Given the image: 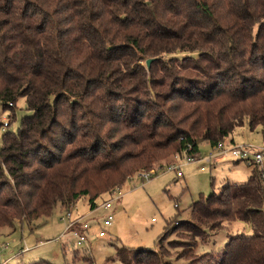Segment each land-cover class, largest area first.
I'll use <instances>...</instances> for the list:
<instances>
[{"label":"trees","instance_id":"16d2710c","mask_svg":"<svg viewBox=\"0 0 264 264\" xmlns=\"http://www.w3.org/2000/svg\"><path fill=\"white\" fill-rule=\"evenodd\" d=\"M130 92L159 101L124 107ZM20 98L33 114L17 131L0 125V229L33 232L59 204L86 197L94 211L133 174L185 152L199 160L201 142L215 149L246 123L264 138V0H0V110ZM108 124L118 142L102 150ZM261 164L201 195L187 222L196 238L235 222L253 234L189 264H264ZM112 261L162 263L125 246Z\"/></svg>","mask_w":264,"mask_h":264},{"label":"rangeland","instance_id":"374dc122","mask_svg":"<svg viewBox=\"0 0 264 264\" xmlns=\"http://www.w3.org/2000/svg\"><path fill=\"white\" fill-rule=\"evenodd\" d=\"M182 56L179 55V57ZM139 64L146 66V61L140 60ZM146 69L149 71V68L146 67ZM151 91L152 96L157 97L167 91V88H152ZM141 98L144 100L142 101ZM141 98L138 100L137 96L130 92L124 107L136 104L137 110H143L147 105L159 101L158 98H154L152 103L149 96H141ZM119 113L123 112L120 110ZM32 114L33 111L29 110L26 98H20L12 110H0L1 132L4 128L17 131L23 118ZM114 127L108 124L101 131L102 139L97 145L100 149L108 150L118 142L114 137ZM1 136L2 133H0V147ZM225 143L246 145L258 151L264 147V138L261 128L251 131L246 123L235 130ZM199 149L201 161L180 165L184 174L182 178H178L175 172L167 171L166 168V165L177 160L175 155L163 162L165 165L158 170V175L154 176L150 182L144 183L140 177L136 176L140 172L147 171L142 169L132 175L135 176L133 180L114 189L117 193L111 195L114 202L112 210L110 212L102 209L95 211V216L100 220L96 224L91 223L86 241L80 242L71 232L66 231L62 220L66 210L60 204L51 218L38 221L37 225H42L37 226L33 232L26 226L19 227L14 232L9 227L0 229V245H8L7 250L1 251L0 264H3L5 258L13 255L14 259H11L9 264H35L41 261L52 264H84L82 257L86 253L92 254L95 264H120L112 261L116 256V246L152 249L160 254L163 264H189L190 260L196 261L207 252H219L228 242L229 235H252L253 231L249 224L243 222L232 223L227 230L216 235L214 232H209V235L204 234L202 238H196L190 232L187 224L193 221L190 208L201 195L208 197L213 191L219 192L220 188L227 183H245L251 172L250 164L245 161L238 163V160L231 157L214 167L208 161V158L215 153L211 145L201 142ZM42 153L49 155L43 150ZM260 166L264 170V159ZM202 167L205 168V172L201 171ZM8 191L9 189L6 188V195ZM76 207L77 214L91 212L86 197L81 198L73 209ZM109 213H113L115 220L111 227L104 228L103 220ZM102 229L107 232L105 237L99 236ZM165 231L167 234L162 238L160 246L158 240ZM22 248L29 250L19 253ZM78 252L80 254L76 259Z\"/></svg>","mask_w":264,"mask_h":264},{"label":"built area","instance_id":"2783aa9c","mask_svg":"<svg viewBox=\"0 0 264 264\" xmlns=\"http://www.w3.org/2000/svg\"><path fill=\"white\" fill-rule=\"evenodd\" d=\"M215 153L212 154L209 158L208 161L210 164L214 165L217 162H222L226 158L231 157L232 159L235 160H240V161H245L248 164H261L264 159V147L260 148L258 151L252 150L249 146H238V145H230L228 143H220L217 148L214 149ZM200 160V159H199ZM198 160L190 155H188L186 152L183 154V156H177V160L166 166L167 171L175 172L178 178L183 177V173L181 171L180 165L183 163L186 164H191L194 162H197ZM161 169V168H159ZM151 170V171H143L138 173L136 176L140 177L143 182H150L154 176L158 175V170ZM202 172H205V168H201ZM130 180H133V177L130 178ZM116 190L113 191V195H116ZM113 197L109 198L100 206L95 209L94 211H97L99 209H102L104 211H111L113 208ZM176 207H178L176 205ZM73 209L71 211H65L64 212V217L62 220L65 223L66 226V231L71 232L74 237L78 238L80 242L86 241L87 239V234L90 229V224L88 221H85L84 218L82 217H74L73 216ZM114 215L113 213H109L103 220V226L104 228L111 227L114 223ZM107 232L105 230H101L99 233L100 237H105ZM8 249L7 244H2L0 246V256H1V251H5ZM25 250H29L28 248ZM24 248L20 250V253H23Z\"/></svg>","mask_w":264,"mask_h":264},{"label":"crops","instance_id":"0c3cea01","mask_svg":"<svg viewBox=\"0 0 264 264\" xmlns=\"http://www.w3.org/2000/svg\"><path fill=\"white\" fill-rule=\"evenodd\" d=\"M198 161H201V159L198 160ZM218 163H219V162H217L216 164L214 163V167L217 166ZM176 176H177V175H176ZM183 177H184V174H183ZM181 178H182V177H181ZM76 212H77V207H76L75 209H73V216H74V217H82V218H84V220H85V221H88L90 225H91V223H95V224H96V223L99 222V220H100L99 218H97V217L95 216V214H96L95 211H91L90 213L88 212V213H86V214H77ZM93 213H94V215H93ZM91 217H92V219H91ZM101 221H102V220H101ZM0 246H1V245H0ZM20 250H21V249H20ZM20 250H19V253H20ZM0 258H2V256H0ZM11 259H14V255L5 258L3 264H9V261H10Z\"/></svg>","mask_w":264,"mask_h":264},{"label":"water","instance_id":"95a60500","mask_svg":"<svg viewBox=\"0 0 264 264\" xmlns=\"http://www.w3.org/2000/svg\"><path fill=\"white\" fill-rule=\"evenodd\" d=\"M152 61H153V60H151V59L147 61V66H148V68H150Z\"/></svg>","mask_w":264,"mask_h":264}]
</instances>
